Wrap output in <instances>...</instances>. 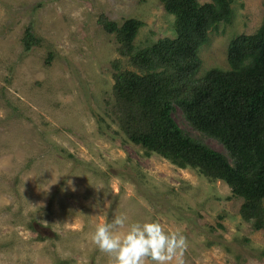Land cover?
I'll return each mask as SVG.
<instances>
[{
	"label": "rangeland",
	"instance_id": "obj_1",
	"mask_svg": "<svg viewBox=\"0 0 264 264\" xmlns=\"http://www.w3.org/2000/svg\"><path fill=\"white\" fill-rule=\"evenodd\" d=\"M231 7L229 21L198 50L197 76L228 69L231 37L252 34L264 21V0H232ZM103 14L118 24L143 22L135 50L175 37L160 0H0V264H110L91 234L114 216L127 218L120 231L144 220L179 229L187 242L183 264H264V228L241 218L242 199L225 182L144 156L116 134L104 98L120 55L98 23ZM28 26L40 44L26 51ZM172 116L198 135L178 109Z\"/></svg>",
	"mask_w": 264,
	"mask_h": 264
},
{
	"label": "trees",
	"instance_id": "obj_2",
	"mask_svg": "<svg viewBox=\"0 0 264 264\" xmlns=\"http://www.w3.org/2000/svg\"><path fill=\"white\" fill-rule=\"evenodd\" d=\"M173 16L175 37H163L135 50L143 22L122 23L99 15L114 35L119 58L112 60L105 115L116 134L179 168H192L208 180H221L242 199L240 216L253 229L264 228V21L252 34H237L227 44L228 69L212 67L197 76L198 50L218 23L229 21L232 0H160ZM28 51L40 44L30 26L21 38ZM52 58L47 54V61ZM198 133L179 127L172 114ZM218 142L221 153L204 139Z\"/></svg>",
	"mask_w": 264,
	"mask_h": 264
},
{
	"label": "clouds",
	"instance_id": "obj_3",
	"mask_svg": "<svg viewBox=\"0 0 264 264\" xmlns=\"http://www.w3.org/2000/svg\"><path fill=\"white\" fill-rule=\"evenodd\" d=\"M126 221L124 216L101 220L91 234L92 243L109 256L110 264H171L173 260L183 264L187 242L179 229L169 231L155 220H144L128 222L125 230H118Z\"/></svg>",
	"mask_w": 264,
	"mask_h": 264
}]
</instances>
